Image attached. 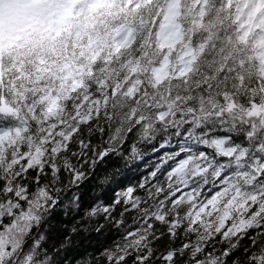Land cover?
I'll list each match as a JSON object with an SVG mask.
<instances>
[{"label":"clouds","instance_id":"9594fccd","mask_svg":"<svg viewBox=\"0 0 264 264\" xmlns=\"http://www.w3.org/2000/svg\"><path fill=\"white\" fill-rule=\"evenodd\" d=\"M0 264H264V0H0Z\"/></svg>","mask_w":264,"mask_h":264}]
</instances>
